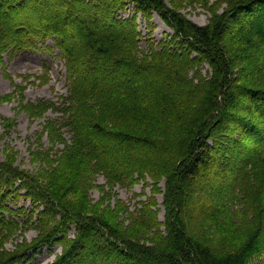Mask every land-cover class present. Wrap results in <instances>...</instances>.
Wrapping results in <instances>:
<instances>
[{"label":"trees","instance_id":"16d2710c","mask_svg":"<svg viewBox=\"0 0 264 264\" xmlns=\"http://www.w3.org/2000/svg\"><path fill=\"white\" fill-rule=\"evenodd\" d=\"M127 1L158 13L174 29V45L139 56L134 21L112 12ZM103 2L0 0V63L57 52L68 86L58 100L20 102L30 117L57 116L39 137L49 146L32 152L36 171L15 165L12 152L0 160V225L21 190L48 221L30 246L0 248V264L59 232L64 248L49 264H248L264 251V77L245 82L234 69L244 52L264 67V0L235 1L206 25L166 0ZM231 11L245 18L231 24ZM250 30L261 47L245 42ZM105 108L127 124L116 125ZM99 175L110 189L163 182L164 219L148 201L133 211L113 204L110 190L108 201L94 203Z\"/></svg>","mask_w":264,"mask_h":264},{"label":"rangeland","instance_id":"374dc122","mask_svg":"<svg viewBox=\"0 0 264 264\" xmlns=\"http://www.w3.org/2000/svg\"><path fill=\"white\" fill-rule=\"evenodd\" d=\"M105 1L117 2V0H102L103 3ZM166 1L171 8L180 11L188 19L200 25H206L210 23L214 15L230 10L231 4L238 0ZM54 9V7L49 9L47 13ZM25 11L28 10L25 9ZM115 11L117 20L129 19L134 21L136 40L138 41L135 51H139V56L142 52L148 56H154L156 52L161 50L165 42L172 41L171 46L174 45L175 31L158 13L151 12L146 15L131 1L123 3L120 9L113 8L112 12ZM230 14L231 24L245 18L242 15L238 16L233 11ZM233 36H235L234 32H230L229 37L232 39ZM254 37V31H248L245 42L252 41L256 47H261V44L255 40L257 37L255 39ZM72 39L77 40L75 36ZM56 53L52 54L43 50L21 53L11 57L6 55L0 63V160H5V156L12 152L16 159L15 165L29 172L36 171L38 166V163L33 160L32 152L39 149L42 144L44 147L49 146L46 135H43L40 141L39 137L43 134L47 119L57 116V113L49 111L43 117L33 118L21 108L20 102H33L43 98L58 100L61 95L67 94L68 86L64 62L56 57ZM237 58L238 62L234 70L238 71V75L244 79L243 81L247 82L252 77H264L263 64L260 62L257 64L254 63L255 61L247 59L245 52L239 54ZM78 59L82 67L84 61L80 57ZM250 61L254 63V66L250 64ZM202 67L203 74L207 75L208 65L203 64ZM116 111L105 108L104 114L110 120L112 119L116 125L127 124L122 114H117ZM67 136L69 137V135ZM105 182L104 177L99 175L95 182L96 186L90 189V197L94 203L103 199L105 202L108 201L109 196H105V191L110 190V200L113 204L116 199L121 200L133 211L141 207L140 201H148L158 211L160 220L164 219L163 193L165 188L163 182H159L154 187L152 180L149 179L148 182L141 181L131 187L117 185L112 189L106 187ZM25 192L21 190L8 199L15 211L11 215L6 214V223L0 225V248L6 252L17 251L30 246L39 237L43 222L48 221L46 216L38 214L33 200L30 196H26ZM193 215L197 216L198 213ZM198 219L200 221V218ZM66 233L64 235H67L68 238L74 237V225L70 226ZM62 235L63 233L59 232L49 243L36 250L30 249L27 256L18 258L12 264H49L53 262L63 251L64 239ZM248 264H264V251L256 254Z\"/></svg>","mask_w":264,"mask_h":264}]
</instances>
